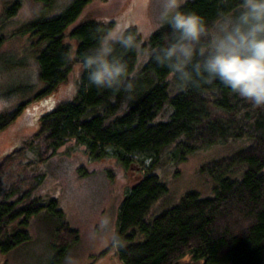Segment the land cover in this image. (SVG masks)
Listing matches in <instances>:
<instances>
[{
    "label": "trees",
    "instance_id": "trees-1",
    "mask_svg": "<svg viewBox=\"0 0 264 264\" xmlns=\"http://www.w3.org/2000/svg\"><path fill=\"white\" fill-rule=\"evenodd\" d=\"M90 1L72 0L57 14L42 13L19 27L20 35L36 40L32 43L37 44V79L44 86L13 111L0 113V131L25 104L65 83L99 36L114 27L113 21L89 18L67 30ZM231 3L235 8L239 0ZM19 6L18 0L8 4L2 22ZM220 6L221 0H187L183 5L209 22ZM126 29L138 37L141 50L148 47L149 52L168 33L161 27L143 42L136 26ZM6 38L0 33V47ZM124 54L135 75L133 98L126 107L124 92L90 86L81 73L74 94L39 118L37 131L24 145L0 158V251L28 241L31 217L44 211L56 224V263L78 241V231L65 219L57 197L35 194L44 174L30 173L24 166L44 163L67 139H74L95 160L113 157L129 168L134 156L145 167L124 195L118 230L110 243L121 264H179L188 254L204 264H264V108H255L219 82L181 86L166 68L148 58L137 69L136 51ZM165 108L168 118L160 119ZM231 142L240 144L201 167L214 180L212 195L189 190L175 204L150 214L153 204L169 191L153 172L166 148L172 147V158L181 163L195 150ZM27 151L33 157L26 160ZM147 158L150 167L145 165Z\"/></svg>",
    "mask_w": 264,
    "mask_h": 264
},
{
    "label": "rangeland",
    "instance_id": "rangeland-1",
    "mask_svg": "<svg viewBox=\"0 0 264 264\" xmlns=\"http://www.w3.org/2000/svg\"><path fill=\"white\" fill-rule=\"evenodd\" d=\"M13 1L16 0H0V33L7 36L0 47V113L13 111L44 86L37 79L38 63L34 51L37 44L32 43L36 40L28 34L20 35L19 27L42 13L47 16L57 14L72 0H18L20 6L16 14L2 22L4 9ZM160 10L161 0H91L67 30L89 18L113 21L114 27L117 24L125 28L136 26L142 41L146 42L151 33L161 28L158 27ZM141 51L146 54L149 48ZM147 58V55L139 54L136 68H140ZM81 73L82 64L76 63L65 83L25 104L21 113L0 131V158L24 145L37 131L39 118L74 94ZM168 114L169 109L165 108L159 118L167 119ZM239 144H213L195 150L181 163L172 158L173 148H166L153 172L167 183L169 191L153 204L150 214L175 204L189 190H196L201 196L212 195L214 180L201 171L202 165L231 152ZM27 157L31 159L32 153L27 151L26 160ZM131 159L129 168L121 166L113 157L95 160L83 145L67 139L44 163L24 165L30 173L44 174L35 194L57 197L65 219L78 231V241L67 249L59 264H121L110 243L118 230V214L124 195L145 172L139 158L132 156ZM145 163L150 167L151 159L147 158ZM55 228V221L48 211L32 216L28 225L29 240L9 252L0 251V264H58L53 258ZM179 264L204 262L188 254Z\"/></svg>",
    "mask_w": 264,
    "mask_h": 264
},
{
    "label": "clouds",
    "instance_id": "clouds-1",
    "mask_svg": "<svg viewBox=\"0 0 264 264\" xmlns=\"http://www.w3.org/2000/svg\"><path fill=\"white\" fill-rule=\"evenodd\" d=\"M185 0H161L158 27L168 33L159 47L141 51L138 37L117 24L101 34L84 56L82 73L90 86L124 92L132 100L135 75L124 53L136 51L166 68L181 86L219 82L257 109L264 108V0H221L209 22L184 10Z\"/></svg>",
    "mask_w": 264,
    "mask_h": 264
}]
</instances>
